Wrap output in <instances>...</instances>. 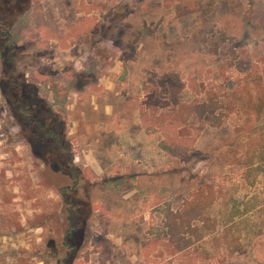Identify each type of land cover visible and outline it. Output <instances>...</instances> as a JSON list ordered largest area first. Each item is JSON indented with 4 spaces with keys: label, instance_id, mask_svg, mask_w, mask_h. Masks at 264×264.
<instances>
[{
    "label": "rangeland",
    "instance_id": "374dc122",
    "mask_svg": "<svg viewBox=\"0 0 264 264\" xmlns=\"http://www.w3.org/2000/svg\"><path fill=\"white\" fill-rule=\"evenodd\" d=\"M0 21L15 68L0 40V264H264V154L237 162L246 106L184 122L206 91L225 103L264 78V0H11ZM33 104L54 142H36ZM130 142L139 180L102 174ZM197 193L202 219L172 235Z\"/></svg>",
    "mask_w": 264,
    "mask_h": 264
},
{
    "label": "trees",
    "instance_id": "16d2710c",
    "mask_svg": "<svg viewBox=\"0 0 264 264\" xmlns=\"http://www.w3.org/2000/svg\"><path fill=\"white\" fill-rule=\"evenodd\" d=\"M11 3V0H0V9L2 10L3 5L7 6ZM183 9V13H189L191 12L192 5H188L187 7H181ZM181 13V12H180ZM1 29L4 31L6 28L5 23L3 21H0ZM0 40H2L1 43V51L2 56L4 57V61L8 67L11 69V73L15 70L14 64L12 62V58L14 56V48L11 46L8 41V38L3 37L0 35ZM3 45V46H2ZM259 68V67H258ZM10 74V73H9ZM8 88H11L13 86H17L13 82V77L10 75L8 76V81L5 82ZM26 87V86H24ZM29 87V86H27ZM25 89H28V88ZM198 95L201 93L199 89H197ZM28 95V94H27ZM6 97L8 98V94H6ZM29 99H32L33 97L29 94ZM218 95L212 92L206 91V100H195L191 102L188 105L189 108V115L187 117V120L185 119L184 122H188L190 120V116L196 115L200 117L201 120V127L199 129V132L202 131V129L205 127V125L208 123L206 121V118L208 115L213 116V118H216L214 116L215 111L217 110L218 106L221 105V108H226L228 110V113H231L233 111H236L240 107V103L246 106L244 115L245 119L243 122V125L241 127H238L237 131L240 136H244L246 138V148L247 151L245 153L244 160L238 159L237 162L242 164L243 166H246L248 168L249 172H255L256 168L254 167L255 159L257 156H262L264 154V132L262 128L256 125L257 122L261 120L262 114L264 113V78L256 73V76L251 81H246L244 85L236 89L235 91H229L224 94V100L225 103H222L218 100ZM9 99V98H8ZM10 100V99H9ZM12 103V102H11ZM33 103V102H32ZM34 105V104H33ZM44 105L43 109H45V103L42 102L40 106ZM38 106L34 105V109H30V115L27 117L25 114L24 118L27 121L28 125H31L32 120H35V124H42L45 128V131H43L41 134V137L36 140V142L45 144L49 142H54L56 140V126L51 124V118L54 117L53 115L47 118H44L42 122L38 123L37 118L39 116ZM38 111V112H37ZM41 113V112H40ZM48 118H50V121H48ZM54 122L57 123V119H53ZM49 122V123H48ZM184 124V123H183ZM183 124H180L178 126H181ZM213 125V122L211 123ZM41 126V125H40ZM47 129H50V133L47 134ZM70 178L74 180V187H77V178L74 176L72 177L70 175ZM73 189L74 193L77 191V189ZM65 196V194H64ZM212 194L210 195V197ZM209 196L205 195V193H197L194 198L190 201H187L185 206L188 208L187 216L183 217H177L172 223H170V232L171 234H175V231L183 230L184 227H186L185 221L187 220V227L191 228V222L197 219H202L203 211L206 207V203H208ZM67 204L70 205V210L68 211V222H69V231L70 233L67 234V238L64 241L63 247L64 248H70L69 240L73 237L74 232L76 231V227L74 226L75 222V216L78 214L77 210V204H75L74 201L67 202ZM177 216V215H176ZM187 247V246H186ZM186 247H183L186 248ZM181 251V250H180Z\"/></svg>",
    "mask_w": 264,
    "mask_h": 264
},
{
    "label": "crops",
    "instance_id": "0c3cea01",
    "mask_svg": "<svg viewBox=\"0 0 264 264\" xmlns=\"http://www.w3.org/2000/svg\"><path fill=\"white\" fill-rule=\"evenodd\" d=\"M108 128L106 129L107 133H112V132L117 133L119 131L118 129H108ZM129 145L130 148H132V153L129 151L120 152L119 149L121 147L123 148V146H120L119 144H115V145L111 144L107 146V156H109L108 158L111 159L108 163L110 164V166H108V168L105 170H101L102 174L107 173L108 176H110V178L112 176V178L115 177L120 180L123 179L139 180V174L134 173L133 169H134V165L139 164L141 160H139V156H136L135 152L133 151L134 145L131 142L129 143ZM133 190L139 192L140 188L135 187L133 188ZM128 203L133 204V202L130 199H128Z\"/></svg>",
    "mask_w": 264,
    "mask_h": 264
},
{
    "label": "flooded vegetation",
    "instance_id": "af4514ba",
    "mask_svg": "<svg viewBox=\"0 0 264 264\" xmlns=\"http://www.w3.org/2000/svg\"><path fill=\"white\" fill-rule=\"evenodd\" d=\"M0 29H1V25H0ZM0 35L8 38L10 36V32H8V31L5 32V31L0 30ZM30 113H31L30 109H28L24 112V115L27 114L26 116L28 117L30 115ZM30 120H32L31 125H30V128L32 129V131L37 132V133H42L43 131H45V128L43 127L45 125L44 123L40 124L41 125L40 126L38 124H35L34 119L30 118ZM50 132H51L50 129H47V134H49Z\"/></svg>",
    "mask_w": 264,
    "mask_h": 264
}]
</instances>
